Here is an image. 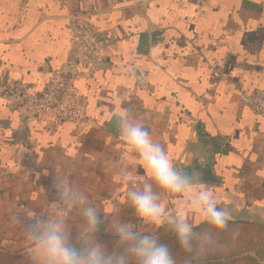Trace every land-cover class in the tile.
Wrapping results in <instances>:
<instances>
[{
	"label": "crops",
	"instance_id": "crops-1",
	"mask_svg": "<svg viewBox=\"0 0 264 264\" xmlns=\"http://www.w3.org/2000/svg\"><path fill=\"white\" fill-rule=\"evenodd\" d=\"M78 12L109 46L101 66L75 77L85 117L25 120L0 99V252L29 259L18 217L52 214L55 178L106 217L97 237L117 239L111 221L156 236L169 228L139 221L127 201L129 186L147 176L114 129L121 107L166 147L175 168L211 190L229 212L226 228L263 233L264 113L239 95L264 91V0H0V76L41 92L52 71L73 60L68 17ZM161 199L175 211L177 198ZM62 219L71 242L78 239L79 214ZM186 220L193 234L212 228L190 210ZM262 241L257 249L245 245L248 264H264Z\"/></svg>",
	"mask_w": 264,
	"mask_h": 264
},
{
	"label": "clouds",
	"instance_id": "clouds-1",
	"mask_svg": "<svg viewBox=\"0 0 264 264\" xmlns=\"http://www.w3.org/2000/svg\"><path fill=\"white\" fill-rule=\"evenodd\" d=\"M113 125L147 176L144 183L131 184L126 192L139 221L155 226L166 222L185 251H191L193 237L192 226L186 220L187 211L199 214L217 231L226 228L229 212L219 207L211 190L198 186L204 183L174 167L166 147L153 140L149 129L133 118L129 108L113 111ZM121 174L128 177L124 168ZM52 188L55 193L49 201L52 214L34 212L18 217L31 242L30 264H175L169 248L156 235L140 231L131 221H111L109 230L117 237V250L109 252L96 237L106 218L102 212L65 180L55 178ZM161 194L178 199L174 212L165 210ZM73 214L80 217L75 244L62 219ZM203 240L208 242L210 237L205 235Z\"/></svg>",
	"mask_w": 264,
	"mask_h": 264
},
{
	"label": "built area",
	"instance_id": "built-area-1",
	"mask_svg": "<svg viewBox=\"0 0 264 264\" xmlns=\"http://www.w3.org/2000/svg\"><path fill=\"white\" fill-rule=\"evenodd\" d=\"M119 1L137 6L144 0ZM68 20L73 60L53 70L41 92H35L25 83L0 76V99L10 110L23 111L34 120L46 118L58 123H77L85 117L88 103L75 86V77L80 70L101 66L109 46L96 37L83 13H71ZM239 99L255 112L264 113V91L241 92Z\"/></svg>",
	"mask_w": 264,
	"mask_h": 264
},
{
	"label": "rangeland",
	"instance_id": "rangeland-1",
	"mask_svg": "<svg viewBox=\"0 0 264 264\" xmlns=\"http://www.w3.org/2000/svg\"><path fill=\"white\" fill-rule=\"evenodd\" d=\"M246 232L247 235H245V228L239 230L225 228L223 231L205 228L200 233L193 234L191 251H185L180 247L170 228L162 230L157 237L169 248L175 264H220L223 262L224 264H248L245 258L231 261L229 257L236 254L235 251L239 252V257H245V245L255 244L256 249L263 247L264 232L261 233V229L255 227L253 232H250V229ZM233 233L236 235L234 236ZM205 235L210 237V241L203 240ZM116 240V238L97 237V242L104 245L109 252L117 250ZM77 241L78 239H74L72 243L75 244ZM0 264H30V261L25 256H10L0 252Z\"/></svg>",
	"mask_w": 264,
	"mask_h": 264
},
{
	"label": "trees",
	"instance_id": "trees-1",
	"mask_svg": "<svg viewBox=\"0 0 264 264\" xmlns=\"http://www.w3.org/2000/svg\"><path fill=\"white\" fill-rule=\"evenodd\" d=\"M231 224V222H227V226L226 227H228V225H230ZM200 228H202L201 227V224L200 225H198V226H196L195 228H194V230L196 231V230H198V229H200ZM235 253L236 254H233V255H230L229 257H230V259H231V261H238V260H240V259H244L245 257H239L238 256V254H239V252H236L235 251ZM220 262V261H219ZM220 264H224V262L223 263H220Z\"/></svg>",
	"mask_w": 264,
	"mask_h": 264
},
{
	"label": "water",
	"instance_id": "water-1",
	"mask_svg": "<svg viewBox=\"0 0 264 264\" xmlns=\"http://www.w3.org/2000/svg\"><path fill=\"white\" fill-rule=\"evenodd\" d=\"M29 118V116H26V119L25 120H27Z\"/></svg>",
	"mask_w": 264,
	"mask_h": 264
}]
</instances>
